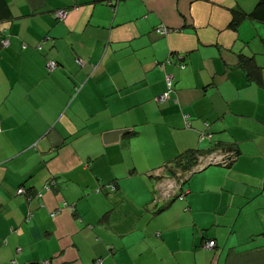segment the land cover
Here are the masks:
<instances>
[{
  "label": "crops",
  "instance_id": "obj_1",
  "mask_svg": "<svg viewBox=\"0 0 264 264\" xmlns=\"http://www.w3.org/2000/svg\"><path fill=\"white\" fill-rule=\"evenodd\" d=\"M259 1L5 0L0 264H264Z\"/></svg>",
  "mask_w": 264,
  "mask_h": 264
},
{
  "label": "built area",
  "instance_id": "obj_2",
  "mask_svg": "<svg viewBox=\"0 0 264 264\" xmlns=\"http://www.w3.org/2000/svg\"><path fill=\"white\" fill-rule=\"evenodd\" d=\"M118 1V0H117ZM109 4H111L109 2ZM112 5V4H111ZM57 16H59L61 19H64L68 13V9H59V11L56 12ZM171 29L168 27L160 26L154 30L159 36H164L170 32ZM7 40L5 39L2 42V46L7 45ZM179 61L183 59V55H179L177 57ZM56 66V63L53 60H49L46 63V67L48 68L49 71H52ZM181 66V64L179 65ZM165 82L167 86V90L157 97V101H164L169 97V93L172 90V83H173V75L170 73L165 74ZM208 127V125H206ZM211 134L205 130L200 133V140H203L205 138H210ZM235 158V154L233 151H217L215 153H210L208 155H199L197 162L193 167L188 169L187 172L181 171L179 168L174 171L175 176L167 177L164 178L163 181L161 182L160 186L157 187L158 189V194H161L162 198L168 199L170 196H173V192L175 190H182V184L185 178V175H189L192 172L202 169L205 167L207 164H220L223 166L229 165L230 162ZM176 177V178H175ZM111 191L115 189L114 185L110 186ZM17 193L23 194L25 193V189L23 187H20L17 190ZM184 195V192L182 191L180 194L177 195V198L182 199ZM55 213H52V216H54ZM215 246V241L214 240H208L203 244L204 248L211 249ZM11 264H18L15 260L11 261ZM95 264H102L101 259L95 260Z\"/></svg>",
  "mask_w": 264,
  "mask_h": 264
},
{
  "label": "trees",
  "instance_id": "obj_3",
  "mask_svg": "<svg viewBox=\"0 0 264 264\" xmlns=\"http://www.w3.org/2000/svg\"><path fill=\"white\" fill-rule=\"evenodd\" d=\"M108 4H109V2H108ZM112 4V5H111ZM111 4H110V6H112V9H113V3L111 2ZM57 11H59V9H57V10H55L54 11V16L56 17V19H58V20H63V19H61L59 16H57ZM264 12V0H260L259 1V5H258V9H257V11H256V13H255V15L258 13V12ZM9 15V11H8V9H7V6H6V2H5V0H0V20H2V19H4V18H6L7 16ZM239 18L236 16L234 19H233V22H232V25H236L237 23H238V20ZM156 29V28H155ZM9 34H8V31H7V29L6 28H0V44L2 45V42L6 39L7 40V45L9 44ZM6 45V46H7ZM25 46V45H24ZM178 57V56H177ZM177 57H176V60L177 61H179L178 59H177ZM49 61V60H48ZM47 61V62H48ZM55 63H56V66H55V68H57V66H58V63L55 61V60H53ZM46 62V63H47ZM166 63H172V61H171V56L168 58V59H166V60H164V61H162V62H159V66L162 68V69H164V66H165V64ZM179 65V64H178ZM46 66V65H45ZM54 68V69H55ZM53 69V70H54ZM46 70L50 73V72H52V71H49L48 70V68L46 67ZM166 73H168V72H165V74ZM171 74V73H170ZM165 77V76H164ZM191 157V156H190ZM190 157H188V160L189 159H191Z\"/></svg>",
  "mask_w": 264,
  "mask_h": 264
},
{
  "label": "water",
  "instance_id": "obj_4",
  "mask_svg": "<svg viewBox=\"0 0 264 264\" xmlns=\"http://www.w3.org/2000/svg\"><path fill=\"white\" fill-rule=\"evenodd\" d=\"M232 162H230L229 164H231ZM27 264H43V263H38V262H32V263H27Z\"/></svg>",
  "mask_w": 264,
  "mask_h": 264
}]
</instances>
